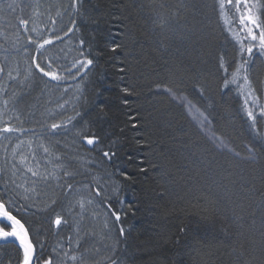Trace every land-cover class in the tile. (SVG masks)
<instances>
[{
  "label": "trees",
  "instance_id": "trees-1",
  "mask_svg": "<svg viewBox=\"0 0 264 264\" xmlns=\"http://www.w3.org/2000/svg\"><path fill=\"white\" fill-rule=\"evenodd\" d=\"M14 1L16 12L9 20L15 28L9 32L19 37L18 53L27 56L26 67L32 75L11 98L20 122L0 128L22 129L12 132L21 137L76 142L85 161L74 157L68 161L61 147L56 148L55 141L51 144L55 155L70 162L75 173L70 182L81 194L92 193L100 229L107 224L103 239L84 237L77 253L89 249L86 264H111L112 260L117 264H264V116L260 115L264 56L254 49L248 71L250 89L240 87L243 79L225 86L219 55L227 53V60L235 58L236 63L240 57L214 10V0H80L76 10L72 0ZM4 2L0 0V5ZM157 14L167 20L163 29L153 24ZM19 19L28 20V28L36 32H25ZM69 28L73 31L64 35ZM37 33L41 39L54 40L46 46L45 56L38 57L46 70L48 57H58L50 70L70 67L80 58L81 47L93 60L91 70L83 79L68 76L57 82L43 77L32 64L35 45L28 43V37L36 39ZM56 35L62 40H56ZM0 67L5 69L1 57ZM64 87L78 88L75 106L54 116L42 111ZM173 95L184 97L186 104ZM249 109L257 117L255 123L248 117ZM76 112L80 115L73 121L75 128L68 125L67 131L50 134L53 122L66 121ZM77 132L98 136L95 149L80 141ZM104 151L116 155L109 161ZM86 168L100 177L94 180ZM0 169H4L1 157ZM8 180L6 170L0 171V193L7 185L8 194L15 195ZM97 180L104 187L102 196L110 198L101 204L94 195ZM90 184L91 188L85 187ZM40 189L54 194L43 185ZM113 189L118 193L114 195ZM109 204L120 221L109 214ZM53 216L37 208L24 216L38 251L43 244L49 254L59 242L68 247L67 237L75 234L69 217V225L57 230L51 223ZM205 216L207 220L202 219ZM238 216L243 221H237ZM181 222L188 225L189 235L175 246L169 238ZM21 258L17 244L0 242V264H18Z\"/></svg>",
  "mask_w": 264,
  "mask_h": 264
},
{
  "label": "snow or ice",
  "instance_id": "snow-or-ice-1",
  "mask_svg": "<svg viewBox=\"0 0 264 264\" xmlns=\"http://www.w3.org/2000/svg\"><path fill=\"white\" fill-rule=\"evenodd\" d=\"M80 0H72L71 7L73 10L77 9V5ZM12 11H15L13 5L8 6ZM163 7V5H162ZM214 10L217 12L219 18L223 21L226 30L231 34L232 39L235 45L238 46L237 54L240 57L238 63H236L235 58L232 61L227 60V53H223L218 57V67L225 73L224 84L227 87L229 84H237L240 79H243V84L240 85L241 88L247 87L251 88L249 82L248 71L252 65L251 57L254 55V49L260 53L261 56H264V0H214ZM59 15V13H57ZM19 23L24 26V31L36 32L35 28L29 29V21L25 19H19ZM55 23V21H53ZM75 25V21H72ZM153 24L158 28H165L167 25V20L157 14L153 19ZM54 31V30H53ZM73 28H69L64 35H68V32H72ZM56 40H62V37L59 35L55 36ZM182 40H191L190 37L181 36ZM247 41V43H245ZM195 42V41H193ZM28 43L35 45V52L37 56L32 57V64L35 69L38 70L43 77H47L52 81L60 82L67 79L68 76H71L72 79H76L77 76H80L83 79L86 76L87 72L91 70L90 66L93 65V60L88 58V56L83 51H79V57L74 59L71 66L68 68H61L60 71L50 70L55 63V60L58 57H48L47 59V69L38 62V57H44L45 53L48 51L46 46L53 45L54 40L51 38H40V34L37 33V38L33 39L31 36L28 37ZM84 41H80V45H84ZM236 63V67L230 73L229 69L232 68V64ZM123 71V69H122ZM4 69L0 67V73H3ZM64 73V74H61ZM244 73L241 76V73ZM17 75L19 72L17 71ZM32 75L31 68L26 70L25 80L29 79ZM8 77L10 79H15L13 76V70L8 71ZM159 90V88H158ZM68 89H65L67 92ZM128 92L126 88L124 90ZM170 95L171 89H164ZM173 99L177 100L180 103H185V98L182 96H174ZM247 102V101H246ZM5 105L8 104V101H4ZM190 105V102H187ZM255 103V100H253ZM63 108V105H60ZM248 117L255 123L257 117L252 109H249ZM79 112H76L75 116H70L66 121L61 123L53 122L50 125L49 132L51 135H56L58 130L65 129L68 130V125H72L73 128L76 127L73 124L76 116H79ZM260 115L264 116V108L260 110ZM19 119V117H16ZM22 131L11 125H5L0 128V134L2 133H12ZM77 135L80 141L86 143L89 146H95L99 142V137L95 135H89L83 132H77ZM7 139V137H5ZM21 143H24L21 141ZM29 147H31V141L28 142ZM20 147V144H17L15 148L12 149V163L9 171L12 172V175L15 176L16 172L19 170L16 163L17 149ZM40 148L43 149V152L47 155H52L49 147L41 144ZM7 151V149H5ZM116 155L115 152L104 151L103 157L107 160H111L112 157ZM32 160H35V155H32ZM55 163L53 164L52 170L45 168L44 172L39 170L38 162L37 166H31L28 163V157L20 155L19 164L24 166L25 170L28 173H31L30 183L25 181V184H18L15 179L11 180V184L14 185V188L11 191L15 192V195L8 194V187L5 186V191L0 193V240L8 241L12 240L13 242H18V247L22 253V258L19 260L18 264H70V262H77L79 264H86L83 254L79 256L75 253L83 246L84 240L79 236V229L76 232V238L73 240V236H68V249L64 250L62 246L53 248L51 253H46L45 245L40 244L39 251L37 249V244L34 243L35 237L30 236V229L26 227L28 221L24 219V216L32 209L37 208L39 211L51 212L54 214L53 219L51 220L52 225L56 227L57 230H62L65 226L69 225V216H79L81 219L84 218V213L86 212L88 206L93 204L92 193L86 198L83 195H80L75 199H68L72 196L73 193L79 192V189L70 181L74 180L75 173L70 170V162L64 160L61 155L54 156ZM7 163V161H6ZM49 163H52L49 161ZM4 169H0L3 171ZM96 179L95 177L93 178ZM100 179H103L101 177ZM53 182H55V187L53 188ZM40 185H43L44 188H51L53 195H47ZM85 187L91 188L92 185H86ZM17 189H22L21 191H16ZM57 190H59L57 192ZM104 191L103 185L96 181L95 185V197H100V200L97 201L98 204L106 202L110 199L107 196H102ZM114 195L118 193V189H113ZM22 200L23 203L19 201ZM43 205L40 208V205ZM109 214L114 216L115 221H120V215L115 210H112L111 204L108 205ZM23 213V214H22ZM95 215V213H94ZM202 219L207 220L208 217H202ZM237 221H243L242 216L236 217ZM252 223H255V220H252ZM264 224V220H262ZM243 226L242 224L240 225ZM107 227V224H105ZM119 233L122 236L124 234V228L119 229ZM59 234V231L57 232ZM88 235L95 236L94 233ZM189 235L188 225L181 222L176 226V232L169 239L175 246H181L182 242L187 241ZM242 235V233H238ZM261 236L264 237V230L261 231ZM196 242H200L198 238H194ZM73 243L75 247H72ZM241 248L243 245L240 246ZM233 252H238L239 255H244L243 251H239L237 248L232 249ZM11 264V262H9ZM111 264H117L116 260H112Z\"/></svg>",
  "mask_w": 264,
  "mask_h": 264
},
{
  "label": "rangeland",
  "instance_id": "rangeland-1",
  "mask_svg": "<svg viewBox=\"0 0 264 264\" xmlns=\"http://www.w3.org/2000/svg\"><path fill=\"white\" fill-rule=\"evenodd\" d=\"M13 5L16 12V4L15 1L11 0H5L4 3L0 5V57L2 58L5 69L3 73H0V127L4 123H16L18 124L20 122V118L16 119L18 117V111L15 109V106L13 105L11 98L16 96L19 89L26 86L28 84L29 79L25 80L24 77L26 75V64H27V56H21L18 51L20 49V46L22 45L21 41L19 40V37L15 32H9L13 31L15 28V24L11 23L8 18V13H13L8 6ZM37 18V17H36ZM41 20H45V17H42ZM3 26H6V28H3ZM16 30V29H15ZM13 33V34H12ZM18 53V56H15ZM15 57V58H13ZM13 70V76L15 79H10L8 77V71ZM17 71L19 72V75H17ZM13 84L12 88L9 90V85ZM65 89H68L67 87L62 88V92L56 93L53 96L54 102L50 103L47 100V94L45 91H43L42 95L46 102L49 104L45 108L43 106L42 111L46 112V114L49 115H57L63 111L69 106H72L76 104L78 100V88H73L65 92ZM56 91V90H55ZM54 91V92H55ZM51 96V94L49 95ZM8 101V104L5 105L4 101ZM182 104V103H181ZM183 104H186L183 103ZM42 105V104H41ZM46 105V104H44ZM60 105H63V108L60 107ZM40 111V112H42ZM7 137V139L5 138ZM60 139H53L48 136H25L21 137L17 133H2L0 134V157L3 168L6 170L9 178V182L12 179H15L18 184H25V181H28L30 183L31 179H35L31 177V173H28L24 166L19 164L20 155H24L28 157V163L31 166H39V170L41 172H44L45 168L48 170H52L53 164L55 161H52L53 154L55 155L56 150L55 147H61V150L65 153H61L63 156L67 157L68 161H72V157L78 158V161H81L80 159L83 157L82 153L78 150L77 144L74 140L62 142L59 141ZM23 141L24 143H21ZM29 141H31V147H29ZM51 141H55L53 145L51 144ZM17 144H20V147L17 149V156H16V163L18 167V171L16 172V175L13 176L12 172L9 171L11 168L12 161V149L16 147ZM45 145L49 147L52 155H47L43 152V149L39 147V145ZM7 149V151H5ZM35 155V160H32V155ZM52 157V158H51ZM54 159V158H53ZM83 161H85L84 158H82ZM7 161V163H6ZM51 161L52 163H49ZM76 161V160H75ZM82 162V161H81ZM88 172H90L92 177L99 178V174L90 171L89 168H86ZM25 186H28L25 184ZM16 191H21L22 189H17ZM106 191V190H105ZM80 195H83L87 198V194L83 193L81 194L80 191L72 195L71 197H68V199H75L78 198ZM97 206L95 202H93L92 205L88 206L86 212L84 213V218L81 219L79 216H69V218L73 222V227L75 228L73 235V240L76 238V232L77 229H79V236L84 239L85 234H91L94 233L95 236L100 240L102 236L104 235L105 231L108 232V229L103 226L102 230L100 229L101 224L97 222V217L94 215L96 214ZM97 224V225H96ZM100 229V230H99ZM87 238L88 241L92 240V235H88ZM91 238V239H90ZM95 239V241H99L98 239ZM103 239V238H102ZM100 243V241H99ZM58 246H62L64 250H67L68 247L64 244V242H59L54 246V248H57ZM72 247H75V244L73 243ZM89 250V249H87ZM87 250H84V252L75 253L76 255L83 254V257L85 254H88L86 252ZM87 261L86 259H84ZM77 263V262H76ZM74 262H70V264H76Z\"/></svg>",
  "mask_w": 264,
  "mask_h": 264
},
{
  "label": "water",
  "instance_id": "water-1",
  "mask_svg": "<svg viewBox=\"0 0 264 264\" xmlns=\"http://www.w3.org/2000/svg\"><path fill=\"white\" fill-rule=\"evenodd\" d=\"M0 242H12V243H15V244H17V245H18V242H13L11 239H10V240H8V241L0 240Z\"/></svg>",
  "mask_w": 264,
  "mask_h": 264
},
{
  "label": "bare ground",
  "instance_id": "bare-ground-1",
  "mask_svg": "<svg viewBox=\"0 0 264 264\" xmlns=\"http://www.w3.org/2000/svg\"><path fill=\"white\" fill-rule=\"evenodd\" d=\"M1 2H2V1H1ZM10 15H12V13H8V18H9Z\"/></svg>",
  "mask_w": 264,
  "mask_h": 264
}]
</instances>
